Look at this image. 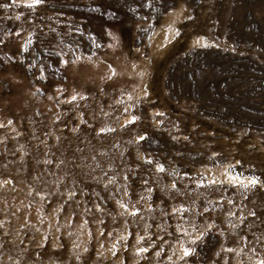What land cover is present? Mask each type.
<instances>
[{"label": "rangeland", "instance_id": "obj_1", "mask_svg": "<svg viewBox=\"0 0 264 264\" xmlns=\"http://www.w3.org/2000/svg\"><path fill=\"white\" fill-rule=\"evenodd\" d=\"M0 264H264V0H0Z\"/></svg>", "mask_w": 264, "mask_h": 264}, {"label": "snow or ice", "instance_id": "obj_2", "mask_svg": "<svg viewBox=\"0 0 264 264\" xmlns=\"http://www.w3.org/2000/svg\"><path fill=\"white\" fill-rule=\"evenodd\" d=\"M73 99H75V97H73ZM252 183H255V181H252ZM184 254H185V256L189 255L188 252H185Z\"/></svg>", "mask_w": 264, "mask_h": 264}, {"label": "bare ground", "instance_id": "obj_3", "mask_svg": "<svg viewBox=\"0 0 264 264\" xmlns=\"http://www.w3.org/2000/svg\"><path fill=\"white\" fill-rule=\"evenodd\" d=\"M220 174V173H219ZM219 176H221V175H219ZM219 178V177H218Z\"/></svg>", "mask_w": 264, "mask_h": 264}]
</instances>
